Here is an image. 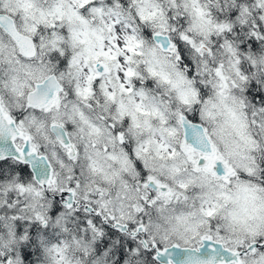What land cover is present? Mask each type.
I'll list each match as a JSON object with an SVG mask.
<instances>
[{
  "label": "clouds",
  "instance_id": "obj_1",
  "mask_svg": "<svg viewBox=\"0 0 264 264\" xmlns=\"http://www.w3.org/2000/svg\"><path fill=\"white\" fill-rule=\"evenodd\" d=\"M0 264H264V0H0Z\"/></svg>",
  "mask_w": 264,
  "mask_h": 264
}]
</instances>
